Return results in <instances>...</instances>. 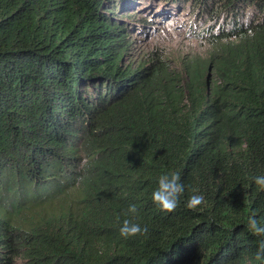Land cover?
Here are the masks:
<instances>
[{
	"label": "trees",
	"instance_id": "1",
	"mask_svg": "<svg viewBox=\"0 0 264 264\" xmlns=\"http://www.w3.org/2000/svg\"><path fill=\"white\" fill-rule=\"evenodd\" d=\"M183 6L208 58L122 64L125 12ZM169 172L184 193L165 214ZM258 176L264 0H0V264H264ZM125 219L147 234L122 238Z\"/></svg>",
	"mask_w": 264,
	"mask_h": 264
},
{
	"label": "rangeland",
	"instance_id": "2",
	"mask_svg": "<svg viewBox=\"0 0 264 264\" xmlns=\"http://www.w3.org/2000/svg\"><path fill=\"white\" fill-rule=\"evenodd\" d=\"M154 7L161 11L164 6L159 4ZM193 13L187 6L165 17L160 16L154 9L143 11L139 7L132 12H125L123 15L125 21L137 22L133 29L127 30L134 47L123 58L122 64L126 66L134 61L133 65H138L153 57L160 58L166 60L169 70L173 69L176 72L181 70L183 75L181 61L193 60L195 57L208 58L209 43L195 35L203 26V22L195 24ZM139 18L141 20L138 21ZM190 24H195L192 26L193 32L190 30Z\"/></svg>",
	"mask_w": 264,
	"mask_h": 264
},
{
	"label": "clouds",
	"instance_id": "3",
	"mask_svg": "<svg viewBox=\"0 0 264 264\" xmlns=\"http://www.w3.org/2000/svg\"><path fill=\"white\" fill-rule=\"evenodd\" d=\"M88 164L87 159L81 161V169H85ZM86 176L82 175L77 178V186H79ZM181 177L178 172H169L163 174L158 179V187L153 191L151 199L158 211L165 214L175 211L180 203V198L184 193V185L180 182ZM254 183L260 190L264 191V176L254 178ZM204 202L202 195H193L188 198L185 207L190 210H195L199 205ZM138 209L135 204H132L127 209L129 215L137 214ZM247 230L254 235L264 236V226L257 221L255 215L249 217ZM147 227L141 228L137 223L129 219L123 220L122 226L119 228V234L122 238L128 239L137 235H146ZM256 260H264V239L259 241L257 251L255 253Z\"/></svg>",
	"mask_w": 264,
	"mask_h": 264
}]
</instances>
